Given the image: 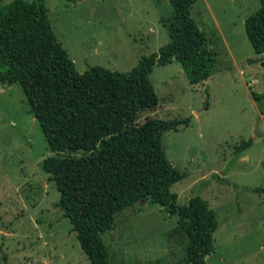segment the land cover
I'll return each mask as SVG.
<instances>
[{
	"label": "rangeland",
	"instance_id": "374dc122",
	"mask_svg": "<svg viewBox=\"0 0 264 264\" xmlns=\"http://www.w3.org/2000/svg\"><path fill=\"white\" fill-rule=\"evenodd\" d=\"M43 3L79 72L129 71L169 40L174 15L169 0ZM260 6V0H195L190 16L215 51L217 70L191 84L177 59L154 65L149 78L158 105L139 117L188 119L165 132L162 143L181 174L170 187L178 204L199 196L214 212L218 226L207 264H264V190H258L264 188V114L250 93L264 92V65L247 62L256 53L245 31V19ZM51 154L20 84H0V264L4 256L8 264H91L56 205L59 191L42 165ZM121 213L134 242L120 247L118 222L102 233L109 264H186L188 237L177 213L146 203Z\"/></svg>",
	"mask_w": 264,
	"mask_h": 264
},
{
	"label": "trees",
	"instance_id": "16d2710c",
	"mask_svg": "<svg viewBox=\"0 0 264 264\" xmlns=\"http://www.w3.org/2000/svg\"><path fill=\"white\" fill-rule=\"evenodd\" d=\"M169 1L174 8L169 40L125 72L102 66L79 72L53 31L43 0L0 4V84H20L52 151L42 165L59 191L56 205L91 264H109L101 235L116 222L120 247L133 244L131 226L121 212L142 203L177 213L188 237L186 264H207L214 250L218 224L206 201L193 196L178 204L170 190L181 174L167 159L162 137L187 126L188 119L147 116L139 121L142 111L158 105L149 78L154 65L177 59L191 84L217 70L216 53L190 16L195 0ZM260 2L259 10L245 19L247 38L259 55L264 53V0ZM250 93L264 114V92ZM251 143L249 139L241 148Z\"/></svg>",
	"mask_w": 264,
	"mask_h": 264
},
{
	"label": "water",
	"instance_id": "95a60500",
	"mask_svg": "<svg viewBox=\"0 0 264 264\" xmlns=\"http://www.w3.org/2000/svg\"><path fill=\"white\" fill-rule=\"evenodd\" d=\"M248 63H255L260 62L262 65H264V53L261 55L256 56L255 58H249L247 59Z\"/></svg>",
	"mask_w": 264,
	"mask_h": 264
},
{
	"label": "built area",
	"instance_id": "2783aa9c",
	"mask_svg": "<svg viewBox=\"0 0 264 264\" xmlns=\"http://www.w3.org/2000/svg\"><path fill=\"white\" fill-rule=\"evenodd\" d=\"M255 81H256L255 79H252V80H250V81L248 82V84H249V85H252L253 83H255Z\"/></svg>",
	"mask_w": 264,
	"mask_h": 264
},
{
	"label": "crops",
	"instance_id": "0c3cea01",
	"mask_svg": "<svg viewBox=\"0 0 264 264\" xmlns=\"http://www.w3.org/2000/svg\"><path fill=\"white\" fill-rule=\"evenodd\" d=\"M258 55H259V54H256V56H258ZM255 80H256V81H255V83H256V82H257V79L255 78ZM249 81H250V80L247 81V85H248V86H249V84H248ZM255 83H253V84H255ZM253 84H252V85H253ZM250 86H251V85H250ZM251 87H252V86H251Z\"/></svg>",
	"mask_w": 264,
	"mask_h": 264
}]
</instances>
